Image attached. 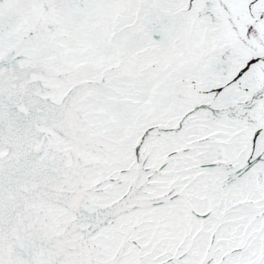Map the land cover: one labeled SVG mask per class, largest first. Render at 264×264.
Listing matches in <instances>:
<instances>
[{"label": "snow or ice", "instance_id": "obj_1", "mask_svg": "<svg viewBox=\"0 0 264 264\" xmlns=\"http://www.w3.org/2000/svg\"><path fill=\"white\" fill-rule=\"evenodd\" d=\"M0 264H264V0H0Z\"/></svg>", "mask_w": 264, "mask_h": 264}]
</instances>
